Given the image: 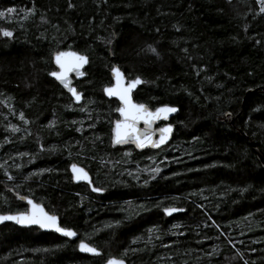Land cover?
<instances>
[{
  "label": "trees",
  "instance_id": "1",
  "mask_svg": "<svg viewBox=\"0 0 264 264\" xmlns=\"http://www.w3.org/2000/svg\"><path fill=\"white\" fill-rule=\"evenodd\" d=\"M0 11V214L32 198L78 234L0 225V264H264V167L249 144L264 152L259 0H0ZM70 49L89 57L80 105L49 77ZM114 66L142 80L136 102L179 109L166 147H111ZM74 162L103 194L73 183Z\"/></svg>",
  "mask_w": 264,
  "mask_h": 264
},
{
  "label": "snow or ice",
  "instance_id": "2",
  "mask_svg": "<svg viewBox=\"0 0 264 264\" xmlns=\"http://www.w3.org/2000/svg\"><path fill=\"white\" fill-rule=\"evenodd\" d=\"M262 7L261 10L264 11V0H260ZM8 13H12L15 11L13 8H9L6 10ZM5 15L4 11H0V17H3ZM2 34L6 37H11L12 32L11 31H3ZM151 52L155 53L156 49L151 48L149 49ZM72 55L74 56L76 60L75 64V70L77 71L78 75H81L82 73L79 72V68L83 66V64H86L88 62V58L83 55H76L75 53H64L60 52L56 55V62L60 65L61 71L60 72H52L50 75L54 76L58 81L63 84L65 88H68V90L72 93V95L75 97L76 101H79L81 99L80 94H78L75 90V88L70 87L69 80L67 78V72L68 69L62 63V58ZM118 83L120 80L123 79L122 73L118 69H113ZM142 83V81L137 77L132 79L127 88H105L104 91L110 95V96H117L119 100L124 105L123 107H120L117 109L122 116L125 117V120L123 122H117V135H116V143H126L130 139L133 140L138 147H144L145 145H150L151 147H159L161 143H164L167 140V133L171 132V127L167 128H161L160 131V139L159 140H153L151 139L152 133L149 131H145L142 135L138 132L136 128V122L140 119L144 120V123L146 125H150L151 122L154 119H167L168 113L175 112L177 109L174 107H160L155 110V112H150L143 104H133L131 102L129 93L132 88H134L136 85ZM20 118L23 120V113L20 114ZM27 123V121H24ZM13 131H18V129L13 128ZM72 171L74 173V178L77 180H87L88 174L84 171L83 168H78L75 164L72 165ZM153 172H159V167L152 169ZM11 179V177H9ZM93 191H101V189L93 188ZM27 203L32 206V213H20L16 215H0V221L5 220H12L17 224H28V225H37L39 228L45 229H52L57 233H60L61 235L65 237H74L76 236V232L72 231L69 228L61 227L58 224L57 216L51 215L44 211L43 208H41L38 204L33 203L32 200H28ZM177 211H183V209H178L174 207H166L164 208V212L166 214H171L173 212ZM80 250L83 252H89L94 255H99L97 252V249L94 247H90L85 243H80L79 245ZM107 264H124L123 259H109L107 261Z\"/></svg>",
  "mask_w": 264,
  "mask_h": 264
},
{
  "label": "water",
  "instance_id": "3",
  "mask_svg": "<svg viewBox=\"0 0 264 264\" xmlns=\"http://www.w3.org/2000/svg\"><path fill=\"white\" fill-rule=\"evenodd\" d=\"M60 52L69 53V54H71V53H75L77 56H78V55H83V56H86V57L88 58V62H87L86 64H83V66L79 68V72L82 73L81 75H78V74H77V71L75 70L76 60H75L74 56H72V55H67V56H65V57L62 58V63H64V65H65L66 68L68 69V72H67V78H68V80H69V82H70L69 86L75 88L76 92H77L78 94H80L81 99H80L79 101H76L75 97H74V96L72 95V93L68 90V88H65V87L63 86V84H61L60 81H58L54 76H52V75L49 74V77L52 78V79H53V80H54V81H55V82H56V83H57V84L63 89V91H65L67 94H69V96L71 97L73 103L76 104V105H80V104H82V103L84 102L85 99H84L83 93L80 92V91L77 89V87L75 86V81H76V80H78V81H79V80H82V79H84V78L87 76V74H86V72H85V69H86V68L88 67V65H89V57H88L87 55L81 54V53H79V52H77V51H75V50H72V49H70V50L56 51V52L53 54V64H54L55 70L52 71V72H60V71H61L60 65L57 64V62H56V55H57L58 53H60ZM114 68H115V69H118V70L120 71V73H122L123 79L120 80L119 83H118L117 77H116V75H115V73H114V71H113ZM52 72H51V73H52ZM110 75H111V78H112V85H110V86H108V87H106V88H113V89L127 88L129 82L132 80V79L129 80V79L126 77V75L124 74V72H123L118 66H114V67L111 69V71H110ZM139 79H140V78H139ZM140 80H141V79H140ZM141 81H142V80H141ZM141 84H142V83L136 85L134 88L131 89V91H130V93H129V96H130L131 102H132L133 104H143V103H138V102H136V101L134 100V93H135V91L141 86ZM104 89H105V88H104ZM263 91H264V89H263ZM255 93H256V91H249V92L247 93V96H249V95H251V94H255ZM104 94H105V96H106L108 99H114V100H116V101L118 102V104H119L118 109H119L120 107H123V106H124V105L122 104V102L119 100V98H118L117 96H115V95L110 96V95H108L105 91H104ZM143 105H144V106H145L150 112H155V110H156L157 108L164 107V106L174 107V106H170V105H163V106H159V107H157V108H155V109H152V108H150V107H149L148 105H146V104H143ZM174 108H176L177 110H176L175 112L168 113L167 119H163V118L154 119V120L151 122L150 125H146V124L144 123V120H143V119H140V120H138V121L136 122V128H137L138 132H139L141 135H142L145 131H149V132H151V133H152V135H151V139H153V140H159V139H160V131H159V130H160L161 128L171 127V132H170V133H167V140H166L164 143H161V144L159 145V147H151L150 145H145V146L142 147V148H141V147H138L137 144H136L133 140H131V139H130L128 142H126V143H116V142H115V140H116V135H117V122H118V121H119V122H123V121L125 120V117L122 116V115L120 114V112L117 110L116 112H117L118 118L115 119V120L113 121L112 129H111V147H112V148L133 147V148H134L136 151H138V152H143V151H147V150H154V151H157V150H160V149L166 147V146L172 141V138H173V135H174V132H175V125H173V124L171 123V120H172L176 115H178V113H179V109H178L177 107H174ZM226 118H227L228 123H230V124L233 123V118H232V115H231V114H227V115H226ZM161 123H164L165 125H164V126H161V127H158ZM237 135H238L241 139H249L248 136H247L244 132H242L240 129L237 130ZM249 144L251 145L253 151L255 152L258 161H259L260 164L264 167V152L256 146V144L254 143L253 140H249ZM73 164H75L78 168H83L84 171L87 172V174H88V179H87V180H77V179L74 178V173H73V171H72V165H73ZM69 170H70V173H71V176H72V181H73L74 184H86V185H88V186L90 187V190H91L93 193H96V194H103V193H104L103 190H101V191H93V190H92L93 188H97V187L94 186V183H93V180H92V176H91L90 172H89L84 166H82V165H80V164L74 162V163H72V164L69 166ZM98 189H99V188H98ZM28 200H32L33 203L38 204L41 208L44 209L45 212H47V213H49V214H51V215H55V216H57L58 224L61 226L60 218H59L58 215L53 214V213H50V212L45 208V206H44L43 204L36 202V201H35L34 199H32V198H26V199H24V202H25V204L27 205V211H25V212H19V213H5V214H0V215H16V214H20V213L31 214L32 211H33V209H32V206L29 205V204L27 203ZM181 212H182V211L173 212V213H171L170 215H169V214H166V213H165V214H166L168 217H170V216H173V215L178 214V213H181ZM3 224H14V225H16V226H18V227H20V228H26V229H29V228H37V229H39L40 231H42L43 233H54V234H57V235H59V236H61V237H63V238H66V239H69V240H72V241L78 239V234H77V233H76V236H74V237H65V236L61 235L60 233L55 232V231L52 230V229H48V228L42 229V228H39L37 225L17 224V223H15V222L12 221V220L0 221V225H3ZM61 227H63V226H61ZM71 230L74 231L73 229H71ZM74 232H75V231H74ZM82 242L85 243V244H87V245L90 246V247H93L92 245L88 244V243L85 242V241H80V242L78 243V251H79V253L84 254V255H88V256H91V257H98V256H101V255H102V252L99 251L97 248H96V249H97V252L99 253V255H94V254L89 253V252H83V251H81L79 245H80V243H82ZM94 248H95V247H94ZM113 258H115V259H119V258H116V257H109V258L106 260L105 264H107V261H108L109 259H113ZM123 261H124V264H128L125 260H123Z\"/></svg>",
  "mask_w": 264,
  "mask_h": 264
},
{
  "label": "flooded vegetation",
  "instance_id": "4",
  "mask_svg": "<svg viewBox=\"0 0 264 264\" xmlns=\"http://www.w3.org/2000/svg\"><path fill=\"white\" fill-rule=\"evenodd\" d=\"M165 124L164 123H161L158 127H161V126H164ZM126 148H131V149H134L133 147H125V148H122V149H126ZM150 151V150H149ZM153 151V150H151ZM158 151V150H157ZM144 152V151H143ZM88 186V185H87ZM89 187V186H88ZM90 188V187H89Z\"/></svg>",
  "mask_w": 264,
  "mask_h": 264
},
{
  "label": "rangeland",
  "instance_id": "5",
  "mask_svg": "<svg viewBox=\"0 0 264 264\" xmlns=\"http://www.w3.org/2000/svg\"><path fill=\"white\" fill-rule=\"evenodd\" d=\"M259 2H260V0H259ZM260 5H261V7H262V4H261V2H260ZM264 12V11H263Z\"/></svg>",
  "mask_w": 264,
  "mask_h": 264
}]
</instances>
